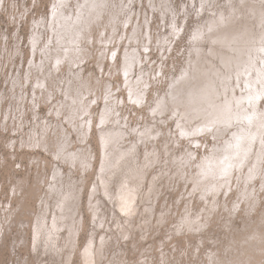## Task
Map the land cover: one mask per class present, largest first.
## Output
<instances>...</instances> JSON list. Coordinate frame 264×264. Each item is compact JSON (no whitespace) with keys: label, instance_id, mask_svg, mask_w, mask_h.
<instances>
[{"label":"rangeland","instance_id":"rangeland-1","mask_svg":"<svg viewBox=\"0 0 264 264\" xmlns=\"http://www.w3.org/2000/svg\"><path fill=\"white\" fill-rule=\"evenodd\" d=\"M105 1H109L110 3ZM66 2H68V5ZM64 3L67 7L66 5L64 6ZM249 3L251 7L248 5ZM151 4H153V7ZM259 6L262 7L259 9ZM111 7L113 8L111 9ZM245 7L246 9L248 8L247 11ZM164 8L169 9L168 12L165 13L164 11L167 10ZM124 9L127 10L125 11ZM249 9L251 11L256 9L263 11L264 0H259V2L258 0H0V238L2 239H0V264H37L34 250H32L34 249V243L32 244V242L35 240L33 227L36 221V215L42 210L45 200H49L52 203L55 202L54 198L57 197V195L56 192L51 193L52 185H56L55 187L58 191L62 189L66 190L68 183H64L67 180L76 178L75 181L78 179L82 181L84 179V175L78 173L80 171L76 170L75 167L77 165H73L70 161V155L80 154L82 150H84V152L88 151L91 154L94 153L92 154L94 156L93 163L95 170H97L101 160V133L103 129L108 130L111 128L109 129L110 131L123 133L125 135L124 146H127L130 144L129 141L132 142L136 140V137H132L135 136L134 131L136 129L138 131L141 129L145 130L148 125L154 122L153 118L155 115L153 111L156 109L155 105L157 107L165 100L168 101L172 95L171 93H173L171 92L172 88L173 90L176 89L183 79L193 74L199 64L202 63V65H204L209 59L210 61H214L217 67L220 66L219 68H222L218 60H212L213 57L211 56L214 50H220L218 49L219 46L216 45V47H214L216 43L214 41L212 42V37L209 38L208 36L210 33L213 34L211 28L214 24L224 22L225 20L229 23L231 19L235 18L236 14V17L238 16L239 20L242 21L240 22L241 24L255 19L254 22L251 21L254 30L253 33L256 37L257 34H259L255 41L257 42L259 38L258 45L261 49L254 51L255 53H253L252 58L253 63L252 61L247 63L249 64L247 66H251L252 68L246 66L243 71L230 78V80H232V78L233 80L232 82L229 80L227 83L228 86H226L227 88L229 87L228 91L231 90L228 93L226 91V94L229 96L232 95L233 97L235 94V97L241 99L243 102L241 104L243 106H240L244 109L247 108L244 110L246 112L250 109L253 110L255 102L253 103L251 99L249 101L248 95L254 94L253 96L259 97L256 107L260 108L262 113H264V93H258L260 86L261 88L264 87V60L262 61V59H264V11L254 16L252 14L253 12L251 13ZM85 10H87L88 13H86ZM108 10H111L110 12H112L113 15L109 13ZM233 10L235 11L234 15H232L234 13ZM236 10L240 14H238ZM241 11L245 13L243 12L242 14ZM116 14L117 16L119 15V18ZM80 16L82 18H80ZM74 17H77V20L74 19ZM255 21L258 22L255 23ZM72 22L74 23L71 25L70 23ZM81 25H84V28L81 27ZM114 25H118L119 27H114ZM73 26H77V29H74ZM82 29H84V32H82ZM77 31L82 33L79 35ZM208 32L210 33L208 34ZM76 34H78V38ZM212 34L210 36H212ZM205 35H207V39H205ZM85 37H87V40ZM132 42L135 44H132ZM128 45H130V47ZM116 46L117 48H115ZM212 46L213 48H211ZM50 47L51 51H49ZM222 50L227 52L226 49ZM137 51L141 52L138 53ZM258 51L259 53L257 55ZM83 52L85 53L84 55ZM205 52H208V55ZM202 55L205 57L203 58ZM141 59L142 62H145H143L144 64L142 63L143 66L141 65ZM255 59L258 60V62ZM256 62L260 63L257 64ZM60 64L62 66L57 67ZM44 67H46V69H43ZM146 69L148 72H146ZM260 69H263V72ZM222 70L227 72L226 68H222ZM41 74L43 75L41 76ZM255 75L256 77L254 78ZM242 77H245V79ZM84 79L85 81H83ZM126 79L127 81H125ZM250 79H252L254 83L256 82V84L254 85V83H251V85L250 82L253 81ZM224 82L221 80L220 82L218 81V87L220 88V84H226L227 81L224 80ZM229 82L234 85L232 86ZM239 86L241 89H239ZM133 87L134 89H132ZM232 87L235 89L236 93H234L235 91H233L234 89H232ZM245 88L248 90L245 91ZM48 90H50L49 93ZM250 90L252 91L249 92ZM261 90L264 91V88ZM240 91L243 93L242 95ZM55 92L58 95H56ZM220 92L224 94L222 87L220 88ZM222 98H225V95ZM129 99L132 100L130 101ZM20 103H22L21 106ZM143 104L145 106L147 105V108L144 107ZM118 108L122 111L120 110L121 112H119ZM49 109H51V111ZM53 114L55 117H53ZM152 114L154 116H151ZM122 115L125 117L127 116L126 120ZM136 115L138 116L136 117ZM134 117H136L137 120ZM84 119L85 121H83ZM146 119L147 121H145ZM169 119H171V117ZM236 124H234L235 126L232 127V129L230 128L225 132L224 137L220 138V141H217V138H213L210 135H201L199 137V146L193 145L192 142L189 143L184 141V144L179 148L177 145L173 146L176 150L175 153L178 156L184 155L185 157L190 150H193L197 154L194 159L196 163L198 161L203 163L212 156H222V151L220 149H218L220 152L216 151L215 146L221 145L226 147L230 145L229 141L231 142L233 139L232 135L236 133L237 126L242 124L247 128H251V130L257 128L255 125L247 126L248 124H244L243 122ZM120 127L123 129H120ZM261 129L264 130V128ZM164 130L166 135H169V130H172L173 135H171L174 139H176V137L179 139L182 138L179 133H177V125L174 123V120H170L169 128H165ZM67 131L69 132L67 133ZM86 134L87 136L85 137ZM39 138L40 142L38 141ZM21 145L25 148H21ZM26 145L27 147L29 146L27 149ZM61 146L65 147V150L62 154H59ZM249 147L252 149L254 155L251 153L249 156H245L244 161L249 157L246 160L248 164H246L242 170L247 172L248 165L253 164L258 156H261L263 160L260 162L259 170L262 174L248 184L244 182H241V184L238 183L240 188L244 189L241 193L239 192L240 189L237 188V183L234 182L231 183V186L233 185V190H231L232 192L230 191L228 196L224 195L223 192L220 193L217 200L221 206L226 204L229 208L223 209V211L221 210L222 207H220V212L215 213L213 219H210L211 223L202 233L205 235V232L208 231V240L199 250V254L201 255L199 258L200 260L197 259L198 257L194 258L193 255L191 256V252H184L182 259L181 256L175 255L182 247H184L186 251H190L193 248V246L189 248L188 242L186 241V243L185 240H183L176 244V251L173 250L172 246L169 247L172 252V261L177 257L178 259L180 258L179 264H207L209 262L208 255L211 254V250L219 251L218 253L220 256L228 255L229 258H232L236 253L228 252V254L227 246L232 242L233 238L236 239L244 235L250 227L255 225L262 226L264 224V154H260L262 146L259 144L258 140L252 142ZM228 148L230 151L233 150L232 146H228ZM162 151L163 149L161 152ZM56 153L59 157L55 156ZM191 154L192 153H190V155ZM57 160L58 162H55ZM68 166L69 169H67ZM71 169H73L74 172H72L73 170ZM193 169L197 170V167ZM63 171H65L64 174ZM236 173L239 174V170H237ZM94 174V171H92L85 175L86 180L83 186L82 204L80 207L83 217V229L78 236L80 247L86 245L90 231L93 229L92 217L87 207L93 184L97 179ZM72 175L76 177H72ZM61 178L63 181H60ZM48 182L51 183L49 184ZM179 185L180 188L183 187V185ZM179 185L176 186V192L174 194L171 192L169 197L164 196L166 202L163 200L164 197L159 200L157 209L160 210L164 204L168 205L169 203L171 207L173 202L175 204V202L178 201ZM192 189V184H189L186 188L187 193L189 191L191 192ZM242 192L252 193V196L244 197L242 196ZM183 203L177 206V208L174 206L173 211L176 210L177 216L172 219V221H175V224L171 225L170 229L175 228L178 224V215L181 216L184 214L187 205L185 202ZM12 205L13 208H10ZM107 205L110 207L109 203ZM200 205L201 202L197 198H194L192 202V207L194 208L193 212L201 211L203 207L200 208ZM235 205L237 208H234ZM13 224L17 225L13 226ZM226 225L230 226V228H225ZM155 226H157V222ZM2 228L5 229L3 230ZM189 234L190 233H185V236H189ZM177 237H179V235ZM211 238H213L215 242L212 241L213 239L211 240ZM155 239L157 240L155 241ZM155 239L152 238L149 241H145L143 246L149 248L159 241L161 237L158 236ZM192 241L196 243V240ZM129 249L131 253L132 244ZM152 254H154V251ZM158 254L159 253H155L152 264H163L162 261L158 262L161 258ZM130 258L133 262H140V256L130 254ZM72 264H82L78 252L75 253Z\"/></svg>","mask_w":264,"mask_h":264},{"label":"bare ground","instance_id":"bare-ground-1","mask_svg":"<svg viewBox=\"0 0 264 264\" xmlns=\"http://www.w3.org/2000/svg\"><path fill=\"white\" fill-rule=\"evenodd\" d=\"M105 2H107V1H105ZM258 2H259V0H258ZM260 2H262V1H260ZM67 3L68 2H66V4ZM66 4L64 3V6ZM167 4H168V2H167ZM67 5H66V7H67ZM152 5L153 4H151V6ZM248 5L250 6V3ZM128 7H130V6H128ZM154 7H155V5H154ZM246 7H245V10L247 11L248 8L246 9ZM260 7H262V6H259V9H260ZM112 8L113 7H111V9ZM157 8H159V7H157ZM164 9L167 10V11H164L165 13L168 12V10H169L166 8H164ZM124 10L126 11L127 9H124ZM256 10H252V11L250 10L251 13L253 12L252 14L254 16H256L257 13H263V11H264V10L263 11H260V10L256 11ZM85 11H86V13H88L87 10H85ZM110 11H109V13H112ZM116 12H117V10H116ZM236 12H237V10H236ZM243 12H242V14H243ZM125 13H127V12H125ZM237 13L240 14L239 12H237ZM234 14H235V11L232 15H234ZM112 15H113V13H112ZM232 15H230V16H232ZM236 15H235V18L231 19V21L229 23L227 22V20H225L224 22L214 24L211 28L213 34L208 32V34L210 33L208 37L209 38L212 37L213 40H211V41L212 42L214 41L216 43L215 45L214 44H212V45H214V47H216V45H218L219 46L218 49H220L219 51L214 50L211 53V56L213 57L212 60H215V61L218 60L219 65L221 64L222 68H226L227 72H224L222 70V68H219L220 66L217 67V65H215L216 63H214V61H210L209 59H208V61H206L204 63V65H202V63L199 64L196 67V70L193 74L188 76V78L183 79V81L178 85V87L176 89L173 90V88H172L171 92H173V93H171L172 95L170 96L168 101L165 100L164 102L159 104L157 107L155 105L156 109L153 111V114L155 116L153 114L151 115V116H154V118H153L154 122L150 125L147 124L148 126L146 125L147 127L145 128V130L141 129L140 131H138L136 129L134 131L135 136H132V137H136L135 138L136 140H134L132 142L129 141L130 144H128L127 146H124L125 135L123 133L116 132V131H110L109 129H111V128H109L108 130L103 129V131L101 133V150H102L101 155H100L101 160H100V163H99L97 170H95L94 163H93L94 156L92 154H94V153L91 154L88 151L84 152V150H82V153H80V154L70 155V159H71L70 161L73 163V165H75V164L77 165L75 168H76V170L80 171L78 173H80V174L82 173V175H84V179L82 178L83 179L82 181H79V179L77 181H75L76 178L67 180L64 183V184L68 183L66 190L62 189V190L58 191V189H56V187H55L56 185H52L51 193L56 192V195H57V197L54 198L55 202L52 203L49 200H45L44 205L42 206L43 207L42 210L36 215V221H35V224L33 227L34 228V234H35V236L34 235L33 236L35 237V240L32 242V244L34 243V245H33L34 249H32V250H34V253H35L34 256L36 258L37 264H72L73 257L75 255V253H77V252L80 254V259L82 261V264H152L153 257L155 256V253H159L158 256L161 257L158 262L162 261L163 264H166L167 262L169 264H179L180 258L178 259L176 257L174 261L171 260V256H172L171 253L172 252L170 251L169 247L172 246L173 250L176 251L177 250L176 244L180 241H183V240H185V242L186 241L188 242L189 248H192V246H193V248L190 251H186V249L184 247H182V249H181L182 251L181 250L178 251L177 254H175V255L181 256V259H182L184 252H191V256L193 255L194 258L198 257L197 259H199L201 257V255L199 254V250L201 249V246L203 244H205V242H207V240H208V238H207L208 231L205 232V235L202 233L207 229V227L211 223L210 219L211 218L213 219V216L215 215V213L220 212L219 211L220 207H222L221 210L229 208V206H226V204L225 205L223 204V206H221V204L217 200L220 193L223 192L224 195L228 196L230 191L233 190V185L231 186V183H233V182L237 183V188L240 189L239 192L241 193V191L244 189H241L238 183L241 184V182L242 183L244 182V183L248 184V183L254 181L258 176H260L262 174L259 170L260 164H261L260 162L263 160L261 158V156H258V158L256 159V161L253 164H250L251 162L249 163L250 165H248V167H247V169H248L247 172L242 170V168H244L246 166V164H248L246 160L249 157L244 161L245 156L246 155L249 156L252 153V149L249 147V145H251L252 142H254L255 140H258L259 144L262 146L260 154L261 155L264 154V130L261 129V128H264V113H262V110H260V108L256 107L257 106L256 105L257 100L259 99V97L253 96L254 94L248 95L249 101L251 99V101H253V103L255 102V104H254L253 110L250 109L246 112L244 110H246L247 108L246 109H244L243 107L241 108V106H243L241 104V103H243L241 99H239L238 97H235V94H234V97L232 95L229 96L226 94V91L228 93L231 90L230 89L228 91L229 87L227 88V86H228L227 83L230 80V78L233 77L234 75L239 74L241 71H243V69L247 65H249L247 63L253 60L252 58H253V53H255L254 51L261 49V47L258 45L259 38H258L257 42L255 41L259 34H257V37H256L255 34L253 33L254 30H253V25H252L251 21L254 22L255 19L254 20L251 19V21H249V22L247 21L246 23L243 22L244 24H241L240 22H242V21L239 20L238 16L236 17ZM55 16H56V14H55ZM116 16H117V14H116ZM103 17H104V15H103ZM253 17H251V18H253ZM76 18L74 17V19H76ZM80 18H82V17L80 16ZM114 19H115V17H114ZM248 19H249V17H248ZM82 20H81V24H82ZM74 22H72L70 24L72 25ZM257 22L255 21V23H257ZM115 24H117V23H115ZM83 26L81 25V27H83ZM116 26H118V25H114V27H116ZM173 26H175V25H173ZM174 28L177 29L176 27H174ZM74 29H77V26L74 27ZM78 30H79V28H78ZM83 30L84 29H82V32H84ZM68 31H71V30H68ZM178 32H180V31H178ZM259 32H262V31H259ZM81 33H79V35ZM211 34H212V36H210ZM201 35L203 37L202 33H201ZM206 36L207 35L204 36L205 39H207ZM76 37L78 38V34H76ZM83 38H84V36H83ZM86 38L87 37H85V39ZM194 38H195V36H194ZM105 39H106V37H105ZM158 39H160V38H158ZM149 40H151V39H149ZM74 42H77V41H74ZM106 42H107V40H106ZM136 42H140V41H136ZM103 43H104V41H103ZM133 43L134 42H132V44ZM162 43H163V41H162ZM262 44H263V42H262ZM128 46L130 47V45H128ZM167 46H168V44H167ZM115 48H117V46ZM211 48H213V46ZM80 49H81V47H80ZM222 49H226L227 52H224V50H222ZM60 50H59V52H60ZM82 50H83V48H82ZM127 50H128V48H127ZM49 51H51V47H50ZM140 52H138V53H140ZM57 53H58V50H57ZM86 53H88V52H86ZM149 53H151V52H149ZM258 53H259V51L257 52V55H258ZM84 54L85 53L83 52V55ZM54 55H55V53H54ZM204 55H202L203 58L205 57ZM257 55H255V56H257ZM57 57H58V55H57ZM263 58H264V56H263ZM113 59H114V57H113ZM263 60L264 59H262V61ZM256 61L258 62V60H256ZM143 62L141 59V65L142 66L145 63V62L144 63ZM201 62H203V61H201ZM81 63H80V66H81ZM252 63H253V61H252ZM259 63H257V64H259ZM35 65H37V64H35ZM60 66H62V65L60 64L57 67H60ZM164 67H166V66H164ZM247 67L252 68L251 66L250 67L247 66ZM43 69H46V67H44ZM118 69H119V67H118ZM260 70H262V72H263V69H260ZM28 72H30V71H28ZM146 72H148V70ZM45 74H46V72H45ZM75 74H76V72H75ZM132 74H134V73H132ZM246 74H248V73H246ZM254 74H256V73H254ZM42 75L43 74H41V76ZM135 75H136V72H135ZM144 75H145V72H144ZM149 75H152V74H149ZM256 75L254 76V78L256 77ZM134 76H132V77H134ZM139 77H140V75H139ZM263 77H264V75H263ZM59 78H61V77H59ZM242 78L245 79V77H242ZM259 78H261V77H259ZM32 79H34V78H32ZM156 79H157V77H156ZM234 79H235V77H234ZM220 80L223 82H224V80L227 81L226 84H223V83L220 84V88L221 87L223 88L224 94H222L223 91L220 92V88L218 87V84H217L218 81L220 82ZM232 80H233V78H232ZM232 80H230V81L232 82ZM250 80H252V79H250ZM81 81H82V79H81ZM83 81H85V79ZM125 81H127V79ZM248 81H249V79H248ZM231 82H229V83H231ZM251 83H254V81L250 82V84ZM28 84H30V83H28ZM145 84H147V83H145ZM151 84H153V83H151ZM255 84H256V82L254 83V85ZM233 85L234 84H232V86ZM241 85H243V84H241ZM261 85H263V84H261ZM10 86H11V84H10ZM171 87H173V86H171ZM23 88H24V86H23ZM263 88L264 87L261 88V86H260V89L258 91L259 94L264 93V91L261 90ZM25 89H27V88H25ZM59 89H60V87H59ZM132 89H134V87ZM232 89H234V88L232 87ZM239 89H241V87ZM35 90H34V92H35ZM246 90H248V89L245 88V91ZM49 91L50 90H48V93H49ZM233 91H235V89ZM251 91L252 90H250L249 92H251ZM231 93L233 94L232 91H231ZM234 93H236V91ZM16 94H17V92H16ZM55 94H56V92H55ZM91 94H93V93H91ZM242 94L243 93L241 92V95ZM56 95H58V94H56ZM100 95H102V94H100ZM224 95H225V98H222ZM96 97H99V96H96ZM168 97H169V95H168ZM240 98H241V96H240ZM39 99H40V97H39ZM26 100H27V98H26ZM23 101H24V98H23ZM146 101H147V99H146ZM24 103H26V102H24ZM38 103H40V102H38ZM53 103H55V102H53ZM21 104L22 103H20V106H21ZM76 104H78V103H76ZM110 105H111V103H110ZM0 106H1V104H0ZM135 106H136V103H135ZM137 106H138V104H137ZM146 106L144 105V107H146ZM15 108H17V107H15ZM25 108H26V106H25ZM119 108H121V107H119ZM150 108H151V106H150ZM49 110L51 111V109H49ZM120 110L121 109H119V112L122 111V110L121 111ZM99 114H100V112H99ZM61 116H64V115H61ZM122 116L125 117L124 115H122ZM137 116L138 115H136V117ZM53 117H55V115ZM126 117H125V120H126ZM136 117H134V118H136ZM170 117H171V119H169ZM118 118H119V116H118ZM59 120H60V118H59ZM136 120H137V118H136ZM150 120H151V118H150ZM170 120L171 121L174 120V123L177 125V130H178L177 133H179V135L183 139L182 138L179 139L178 137H176V139L172 138V135H173L172 130L171 131L169 130V135H166V132L164 129L169 128ZM41 121H42V119H41ZM83 121H85V119ZM145 121H147V119ZM237 122H239V123H237ZM241 122H243L244 124L247 123L248 124L247 126L255 125V127L257 126V128L251 130V128H247V127L243 126L242 124H240ZM24 123H25V120H24ZM126 123H128V122H126ZM236 123L240 124V125L237 126L236 133L232 135L233 139L231 140V142L228 140L230 145H227L226 147H223L221 145L215 146L216 151H218V149H220L222 151V156H219V157L218 156H212V157H209L207 160H205L203 163H201L199 161L196 163V162H194V159L196 158L197 154L193 150H190L188 152V154L185 155V157H184V155L178 156L175 153L176 150L173 148V146L177 145V147L179 148L180 146H182L184 144V141H187L189 143L192 142L193 145L197 146L200 143L199 137L201 135H210L213 138H217L218 139L217 141H220V138L224 137L225 132L228 131L230 128L232 129V127H234L235 126L234 124H236ZM60 124H63V123H60ZM67 125H68V123H67ZM129 125L131 126L130 122H129ZM105 127H108V126H105ZM101 128H103V127H101ZM141 128H144V127H141ZM120 129H123V128L120 127ZM131 129H132V127H131ZM52 130H51V132H52ZM115 130H116V128H115ZM68 132L69 131H67V133ZM71 134H72V132H71ZM83 135H84V131H83ZM86 136H87V134L85 135V137ZM129 136H130V133H129ZM26 137H25V139H26ZM49 137H51V136H49ZM128 139H130V138H128ZM39 140H40V138L38 139V141ZM79 140H81V139H79ZM23 141H25V140H23ZM23 141H20V142H23ZM72 141H74V140H72ZM15 143H17V142H15ZM24 143H27V142H24ZM48 143H49V141H48ZM149 143H151V144H149ZM23 146H25V145H23ZM228 146L229 147L232 146L233 150L230 151ZM28 147L26 145V149ZM31 147H33V146H31ZM61 147H60V153L59 154H62L65 150V147H63V146H61ZM21 148H23L22 145H21ZM29 149H31V148H29ZM34 149H35V147H34ZM162 149H163V151L161 152ZM75 150H77V149H75ZM14 151H15V149H14ZM200 151H201V149H200ZM218 152H220V151H218ZM66 153H68V152H66ZM190 153H192V154L190 155ZM50 154H51V151H50ZM55 156L59 157L57 155V153L55 154ZM3 160H5V159H3ZM55 162H58V160ZM99 167H100V169H99ZM195 167H197V170L195 169L196 172L193 169ZM67 169H69V166ZM71 170H73V169H71ZM237 170H239V174L236 173ZM65 171H63V174ZM92 171H94V173H95L94 175L96 176L97 179L95 180V183L93 184V188H92L90 196H89L87 210H88V212H90V215L92 217L93 229L90 231V235L88 236L86 245L84 247H80L79 241H78V236L80 235V232L83 229V225H82L83 217H82V212L80 209L81 204H82V201H81L82 193H83L82 191H83V188H84L83 186H84L85 180H86L85 175L88 172L90 173ZM72 172H74V170ZM73 175H72V177H76ZM236 175H238V176H236ZM48 180H49V178H48ZM80 180H81V178H80ZM60 181H63L62 178ZM179 184L183 185V187L180 188ZM189 184H192L193 189L191 192L189 191L187 193L186 188H187V186H189ZM247 184H244V185H247ZM178 185H179L178 201L175 202V204L173 202L174 205L172 204L171 207H170V203H169L168 205L164 204L162 206V209H160V210L157 209L158 208L157 203L159 202V200L164 196L169 197L171 192H172V194H174L176 192V186H178ZM244 185H243V187H244ZM246 189H247V187H246ZM242 196H244V197L249 196L250 197V196H252V193H249V192L243 193L242 192ZM165 197L163 199L164 202H166ZM194 198H197L201 202L200 208L203 207L201 209V211H198L200 209L199 208L197 210L198 212H193L194 208L192 207V202H193ZM243 198H239V199H243ZM36 200H39V199H36ZM183 202H185L187 205L185 210H184V214L181 216L178 215V217H177V220H179L178 224L176 225L175 228L170 229V226L175 224V221H172V219L175 216H177L176 210H174L175 211L174 212L173 208H174V206H176V208H177V206H179ZM108 203H109L110 207L107 205ZM239 203H240V201H239ZM251 205H252V203H251ZM251 205H250V207H251ZM10 208H13V205H12V207L10 206ZM234 208H237L236 205L234 206ZM107 210H108V212H107ZM4 211H5V208H4ZM228 214H230V213H228ZM16 217H17V215H16ZM26 221H28V220H26ZM156 222H157V226H155ZM16 223H17V221H16ZM16 225L17 224H15V225L13 224V226H16ZM7 227H11V226H7ZM225 228L228 229V228H230V226L226 225ZM185 233H190V234H189V236H185ZM178 235H179V237H177ZM181 235H184V236H181ZM158 236H160L161 239H159V241L154 243V245H152L149 248H147L146 246H143L145 241H149L152 238L155 239ZM212 239L213 238H211V240ZM3 240H4V238H3ZM156 240L157 239H155V241ZM192 240H196V243H194ZM209 241H210V239H209ZM212 241H214V239ZM214 242H212V243H214ZM131 244H132V252L130 253L129 247ZM227 247H228L227 253L228 252L236 253L233 255L232 258H229L228 255L227 256L225 255L226 257L222 256V255L220 256V254L218 253L219 251L211 250V254L208 255L209 256L208 257L209 262L207 264H264V224L262 226L255 225L253 227H250L244 233V235H241V236H239V238H236V239L233 238L232 242H230ZM153 251H154V254H152ZM223 253H225V252H223ZM233 253H231V254H233ZM130 254L140 256V262L139 263H136V261L133 262L130 258Z\"/></svg>","mask_w":264,"mask_h":264}]
</instances>
